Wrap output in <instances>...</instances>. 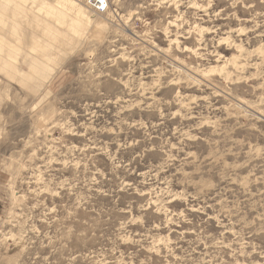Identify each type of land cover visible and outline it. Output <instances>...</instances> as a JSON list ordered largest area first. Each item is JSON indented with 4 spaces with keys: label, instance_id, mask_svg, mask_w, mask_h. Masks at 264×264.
Returning <instances> with one entry per match:
<instances>
[{
    "label": "rangeland",
    "instance_id": "374dc122",
    "mask_svg": "<svg viewBox=\"0 0 264 264\" xmlns=\"http://www.w3.org/2000/svg\"><path fill=\"white\" fill-rule=\"evenodd\" d=\"M75 1L0 29V264H264V0Z\"/></svg>",
    "mask_w": 264,
    "mask_h": 264
},
{
    "label": "bare ground",
    "instance_id": "6f19581e",
    "mask_svg": "<svg viewBox=\"0 0 264 264\" xmlns=\"http://www.w3.org/2000/svg\"><path fill=\"white\" fill-rule=\"evenodd\" d=\"M20 1L22 2L24 0ZM30 1L38 15L42 14V17H44L47 21H42L41 17L38 15L26 16L23 14L20 16L21 26L17 27L16 24L10 23L6 19L7 16H5V14L10 15V12L7 9L6 5L7 0H0V29H9L13 31L22 30L25 32L27 28L34 30L36 36L32 37V39L30 40L31 46H29V49L32 53L49 52L51 49V44L61 39L62 34L61 36L49 35V33L51 32V28H49L51 22L53 24L67 28L72 32L73 35L81 37L82 34L87 31V29H92L91 27L93 26L97 31H101V29L103 28V23L99 22V16H95L92 13H87V10H84V8L75 0H56V7L49 5V3H47L45 0ZM59 10L64 12L66 15H68L67 10H70L72 12L70 16H72L73 18L69 20V15H61L58 13ZM2 12L6 13L2 14ZM20 82L22 83V81Z\"/></svg>",
    "mask_w": 264,
    "mask_h": 264
},
{
    "label": "built area",
    "instance_id": "2783aa9c",
    "mask_svg": "<svg viewBox=\"0 0 264 264\" xmlns=\"http://www.w3.org/2000/svg\"><path fill=\"white\" fill-rule=\"evenodd\" d=\"M98 1H96L95 3H93V8H95L96 10H99L100 12H103L106 8L105 7H100L99 5H97Z\"/></svg>",
    "mask_w": 264,
    "mask_h": 264
}]
</instances>
